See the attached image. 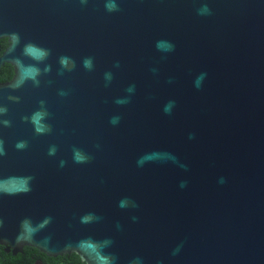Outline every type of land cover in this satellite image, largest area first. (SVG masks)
Returning <instances> with one entry per match:
<instances>
[{
    "label": "water",
    "instance_id": "95a60500",
    "mask_svg": "<svg viewBox=\"0 0 264 264\" xmlns=\"http://www.w3.org/2000/svg\"><path fill=\"white\" fill-rule=\"evenodd\" d=\"M109 2L0 0V67L15 71L0 84V246L83 264H264V0ZM74 148L91 161L73 163Z\"/></svg>",
    "mask_w": 264,
    "mask_h": 264
},
{
    "label": "clouds",
    "instance_id": "9594fccd",
    "mask_svg": "<svg viewBox=\"0 0 264 264\" xmlns=\"http://www.w3.org/2000/svg\"><path fill=\"white\" fill-rule=\"evenodd\" d=\"M106 8L110 12L119 10L118 5L115 3V0H110V2L106 4ZM200 11H201V13H207V12H209V9L207 8V6H204ZM156 46L159 50H162V51L174 50V45L171 44L170 42L158 41ZM48 55H49L48 53H45L43 59H46L48 57ZM59 62H60L61 67L67 69L68 71L73 70L76 66L75 62L69 57H61ZM82 63H83V66L88 70H91L93 68V60L91 57L85 58ZM116 66L118 67L119 65L117 64ZM25 71L28 74H34L33 75V82L38 84V80L36 79V77L40 74L39 69L27 67L25 69ZM45 71H47V69H45ZM205 77H206V73H201L196 78V80L194 82L196 88L199 89L201 87L202 82L205 79ZM105 80L108 82H111V80H112V73L111 72L105 73ZM134 90H135V86L133 85V86H130L126 91L129 93H132V92H134ZM127 102H128L127 98L118 99L116 101L117 104H123V103H127ZM174 107H175V101H169L165 104L163 111L165 112V114L171 115ZM4 111H6V109ZM41 115H42V117H44L45 115H47V113L44 112V113H41ZM119 120H120L119 116H113L110 119V123L113 125H116L119 123ZM5 123L7 124L8 122L6 121ZM48 130L50 131V128ZM38 131H40V129H38ZM193 138H194V134H190L189 139H193ZM0 144H2V142H0ZM26 146L27 145L25 142H21L20 144L17 145V147H26ZM0 151H2V149H0ZM55 153H56V148L55 147L50 148L49 155H55ZM91 159H92V157L89 154L85 153L83 150L75 149V148L73 149V163H76V164L89 163L91 161ZM154 162H157V161H147L142 156V157L138 158L137 164H138V166H143L146 163H154ZM164 162L178 164L179 167H181L184 170H187V165L180 163L179 158L175 154H169V159L167 161H164ZM61 163L63 165L66 162L62 161ZM221 182H223V181H221ZM186 183H187L186 181H182L180 186L184 187L186 185ZM120 206L121 207H129L130 206L133 208L137 207L136 203L134 201L128 199V198H125L124 200H122Z\"/></svg>",
    "mask_w": 264,
    "mask_h": 264
},
{
    "label": "trees",
    "instance_id": "16d2710c",
    "mask_svg": "<svg viewBox=\"0 0 264 264\" xmlns=\"http://www.w3.org/2000/svg\"><path fill=\"white\" fill-rule=\"evenodd\" d=\"M3 51L8 45L7 40H2ZM0 264H83L76 254L59 256L57 258L48 257L39 250L25 247L23 253L13 255L7 253L3 246H0Z\"/></svg>",
    "mask_w": 264,
    "mask_h": 264
},
{
    "label": "flooded vegetation",
    "instance_id": "af4514ba",
    "mask_svg": "<svg viewBox=\"0 0 264 264\" xmlns=\"http://www.w3.org/2000/svg\"><path fill=\"white\" fill-rule=\"evenodd\" d=\"M14 67L10 64H5L0 67V84H6L12 81L14 78Z\"/></svg>",
    "mask_w": 264,
    "mask_h": 264
}]
</instances>
